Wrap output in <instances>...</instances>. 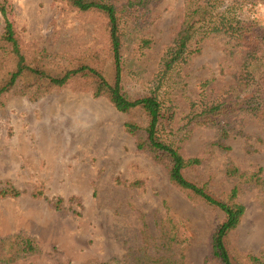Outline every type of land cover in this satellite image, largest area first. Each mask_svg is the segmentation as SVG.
I'll return each instance as SVG.
<instances>
[{
	"label": "trees",
	"instance_id": "obj_1",
	"mask_svg": "<svg viewBox=\"0 0 264 264\" xmlns=\"http://www.w3.org/2000/svg\"><path fill=\"white\" fill-rule=\"evenodd\" d=\"M162 1L54 0L59 11L95 25L99 38L94 46L52 52L26 43L16 28L15 0H0V61L13 65L0 79V111L11 99L37 102L64 89L108 101L127 116L124 131L137 151L160 166L191 203L220 219L205 264H264V246L260 253H243L232 242L246 213L240 196L256 193L264 209V169H243L230 158L220 172L192 177L218 153L228 156L236 139L244 140L251 156L262 151L264 136L247 133L245 121H255L264 133V17L259 11L264 0H185L178 32L152 58L150 69L156 46L150 29ZM210 42L226 59L219 76L195 68ZM200 130L214 131V138L202 154L188 156L186 147ZM219 176L228 188H219ZM116 184L135 189L144 180L118 179ZM22 194L11 182L0 189L1 199ZM52 204L61 209L63 200ZM166 209L155 233L148 230L127 260L90 264H186L190 232ZM40 253L37 239L24 232L0 236V264H18Z\"/></svg>",
	"mask_w": 264,
	"mask_h": 264
},
{
	"label": "rangeland",
	"instance_id": "obj_2",
	"mask_svg": "<svg viewBox=\"0 0 264 264\" xmlns=\"http://www.w3.org/2000/svg\"><path fill=\"white\" fill-rule=\"evenodd\" d=\"M185 0H163L150 29L156 57L178 32ZM264 17V8H259ZM15 23L22 39L35 49L52 52L96 45L98 28L76 14L61 12L54 0H15ZM4 23L0 19V36ZM222 49L210 42L195 63L219 76L225 64ZM12 64L0 61V79ZM221 84V83H220ZM127 116L108 101L64 89L37 102L11 99L0 111V189L11 182L23 192L18 199L0 198V236L24 232L35 237L38 256L18 264H90L127 260L142 246L148 230L171 213L191 235L186 264H205L208 241L220 222L203 205H194L168 181L166 173L144 154L124 131ZM246 131L262 134V127L246 120ZM212 130H200L186 147L198 156L214 138ZM233 150L218 153L196 179L220 172L231 158L243 169H264L262 151L249 155L244 140L230 142ZM260 147V146H259ZM143 179L140 188L126 189L118 179ZM219 188L230 185L218 177ZM42 193L41 198L35 194ZM62 199L61 209L52 202ZM76 199L75 201H71ZM239 201L246 213L232 242L243 253H260L264 246V209L256 193L245 191ZM148 236V235H147Z\"/></svg>",
	"mask_w": 264,
	"mask_h": 264
}]
</instances>
